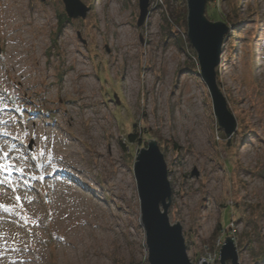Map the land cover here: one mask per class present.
Wrapping results in <instances>:
<instances>
[{"label":"rangeland","instance_id":"1","mask_svg":"<svg viewBox=\"0 0 264 264\" xmlns=\"http://www.w3.org/2000/svg\"><path fill=\"white\" fill-rule=\"evenodd\" d=\"M80 1L86 18L67 20L62 0H0V253L21 258L13 264H149L134 167L158 134L168 216L191 262L219 257L229 237L240 264H264V0L208 9L232 17L217 68L231 138L188 40L187 0H150L142 26L139 0ZM79 65L85 78H75ZM59 159L95 191L54 170ZM121 171L129 204L112 195ZM60 194L92 205L89 218L66 227Z\"/></svg>","mask_w":264,"mask_h":264},{"label":"water","instance_id":"2","mask_svg":"<svg viewBox=\"0 0 264 264\" xmlns=\"http://www.w3.org/2000/svg\"><path fill=\"white\" fill-rule=\"evenodd\" d=\"M70 19L86 18L89 8L80 0H62ZM208 0H187L188 40L197 51L200 74L208 87L214 114L227 137L236 131L235 116L228 109L226 98L217 83V68L221 64L226 35L231 31L227 23L212 22L206 17ZM150 0H139L138 26L149 15ZM134 173L141 201L142 226L147 238L149 264H193L188 258L183 226L172 224L168 216L172 201L167 161L157 140H150L136 158ZM219 253V264H240L237 246L227 237ZM203 264H207L204 260Z\"/></svg>","mask_w":264,"mask_h":264},{"label":"bare ground","instance_id":"3","mask_svg":"<svg viewBox=\"0 0 264 264\" xmlns=\"http://www.w3.org/2000/svg\"><path fill=\"white\" fill-rule=\"evenodd\" d=\"M122 25V24H120ZM79 69L75 72V78L79 79V78H85L86 76L89 75V71L85 70L84 66L79 65L78 66ZM14 69V68H13ZM72 70H74L71 67ZM15 74H14V79L17 80L20 85H23V81L19 80V73L20 70L14 69ZM53 123L48 122L47 126H52ZM45 132V130H44ZM46 137V133L45 135H42L41 139H45ZM75 142L79 141V137H75L74 138ZM75 155H77V151L73 152ZM101 153V151L99 152ZM102 154V153H101ZM59 163L54 167V170H59L62 171L65 175H70L72 176L79 185L86 187L87 190L91 191L92 189L95 191V188L90 186L89 183H87L86 181H84L82 179V177L79 176L80 173H82V171H80V169L78 167H76L75 165L72 164H68V166L64 165L61 161V159L57 160ZM119 174H121V176L116 180V187L114 192L112 193V195L116 196L117 199L119 200V202L121 203H126L129 204L133 198V184H132V180L130 177L127 176V174H125L124 171H121ZM49 175V174H48ZM56 202L61 203L62 208H64L65 213H63V219L65 220V226L66 227H70V225L72 224H77L80 223L81 220H83L81 217V215L83 214L84 217L89 218L90 216V211L92 210V205L89 206L85 203L84 200H81L79 202V200H73L72 196H64V195H58L56 197ZM75 199V198H74ZM127 212V211H126ZM81 217V218H80ZM73 218H75L76 220L73 222ZM4 253V252H3ZM0 257H5L6 258V263L7 264H13L14 262L20 261L21 258L18 257H14L13 255L6 253V254H2L0 253ZM204 262V261H203ZM203 262L201 264H203ZM4 263V264H6Z\"/></svg>","mask_w":264,"mask_h":264},{"label":"trees","instance_id":"4","mask_svg":"<svg viewBox=\"0 0 264 264\" xmlns=\"http://www.w3.org/2000/svg\"><path fill=\"white\" fill-rule=\"evenodd\" d=\"M214 1L215 0H208V2H207V5H206V7H207V9H206V17L207 18H209L211 21H213V22H215V21H218V20H220V21H225L228 25H232L233 23H232V17H230L229 15H226L225 16V18H224V15H222V13H221V11L219 10V9H214V10H216V13L214 14V15H210V13H208V9L209 8H211V5H212V3H214ZM216 15V16H215ZM65 19H69V17L68 16H66L65 15ZM63 27V26H62ZM150 138H152V139H156L157 141H159V143L161 144V142H162V140L160 139V136L158 135V134H154V135H152V134H150V135H147V139H150ZM127 140L131 143V144H133V143H137V142H139L140 141V139H139V134H138V131L136 130V132H134V133H131V134H129V136L127 137ZM168 144H170L171 146H173L174 148H176V145L177 144H174L173 142H170V141H168ZM146 145H148L147 143H146ZM127 147L125 146V149H126ZM140 151V150H139ZM224 219H226V216H225V218ZM227 221H230V219L229 220H227ZM219 226L217 227V231H216V235H215V237L216 236H218V238H222V235L224 234V230H225V226H224V224H221V222L218 224ZM217 238V237H216ZM222 248V246L220 245V247H219V251H220V249ZM198 260V259H197Z\"/></svg>","mask_w":264,"mask_h":264},{"label":"built area","instance_id":"5","mask_svg":"<svg viewBox=\"0 0 264 264\" xmlns=\"http://www.w3.org/2000/svg\"><path fill=\"white\" fill-rule=\"evenodd\" d=\"M209 261L207 264H218L219 263V258L217 255H214V257H209Z\"/></svg>","mask_w":264,"mask_h":264},{"label":"snow or ice","instance_id":"6","mask_svg":"<svg viewBox=\"0 0 264 264\" xmlns=\"http://www.w3.org/2000/svg\"><path fill=\"white\" fill-rule=\"evenodd\" d=\"M20 199V197H16V200L18 201ZM0 207H3L2 205H0Z\"/></svg>","mask_w":264,"mask_h":264}]
</instances>
